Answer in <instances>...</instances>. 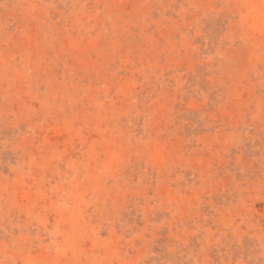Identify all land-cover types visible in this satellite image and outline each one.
Wrapping results in <instances>:
<instances>
[{
    "label": "rangeland",
    "instance_id": "obj_1",
    "mask_svg": "<svg viewBox=\"0 0 264 264\" xmlns=\"http://www.w3.org/2000/svg\"><path fill=\"white\" fill-rule=\"evenodd\" d=\"M0 264H264V0H0Z\"/></svg>",
    "mask_w": 264,
    "mask_h": 264
}]
</instances>
